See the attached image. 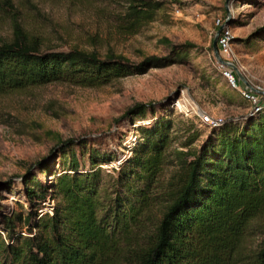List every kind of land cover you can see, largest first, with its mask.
<instances>
[{"label": "trees", "instance_id": "trees-1", "mask_svg": "<svg viewBox=\"0 0 264 264\" xmlns=\"http://www.w3.org/2000/svg\"><path fill=\"white\" fill-rule=\"evenodd\" d=\"M162 6L130 0L128 28L136 32L152 22ZM194 47L175 45L171 52ZM172 63L171 56L132 63L113 53L41 49L16 27L13 40L0 44V96L53 83L98 88ZM150 107L137 104L123 118L142 117ZM157 120L137 129L140 137L126 148L130 156L119 158L111 174L101 169L111 153L96 149L87 155L89 169H78L73 157L49 184L29 169L21 177L25 232L15 230V218L3 219L0 264H264V109L207 128L198 148L178 152L174 161L166 154L173 124ZM198 137L190 130L178 147L187 149ZM77 141L59 146L84 142ZM170 165L176 171L165 184ZM48 197L57 202L46 210ZM259 229L263 238L245 253Z\"/></svg>", "mask_w": 264, "mask_h": 264}, {"label": "rangeland", "instance_id": "rangeland-1", "mask_svg": "<svg viewBox=\"0 0 264 264\" xmlns=\"http://www.w3.org/2000/svg\"><path fill=\"white\" fill-rule=\"evenodd\" d=\"M129 1L0 0V44L13 40L17 27L41 49H76L100 57L113 53L132 63L171 56L173 62L98 88L53 83L0 96L3 238L6 217L15 218L18 233L25 232L28 203L21 177L29 169L49 184L55 174L70 169L73 157L78 169H89L87 155L96 149L111 153V161L101 166L104 174H111L119 158L130 156L126 148L140 137L137 129L150 128L158 118L173 124V142L166 154L174 161L178 152L198 148L209 134L197 114L224 120L248 114L249 105L229 87L214 58L213 43L220 29L216 19L232 34L229 58L220 54L215 42L220 57L234 64L250 84L264 87V0H159L163 6L155 19L136 32L125 22ZM183 44L195 47L172 54L171 46ZM137 104L153 108L142 117L123 118ZM190 130L198 132V140L187 149L179 148ZM67 140L84 142L63 150L59 144ZM37 163L45 167L43 173L34 168ZM175 171L174 165L166 167L161 180L166 184ZM56 202L48 197L46 210ZM261 230L264 233V223ZM250 236L245 253L255 250L263 238L260 229Z\"/></svg>", "mask_w": 264, "mask_h": 264}, {"label": "built area", "instance_id": "built-area-1", "mask_svg": "<svg viewBox=\"0 0 264 264\" xmlns=\"http://www.w3.org/2000/svg\"><path fill=\"white\" fill-rule=\"evenodd\" d=\"M215 25L220 26L219 33L216 34L219 52L223 57L229 58L231 54V31L222 24V20L219 18L215 20ZM219 67L221 68L222 77L226 80L229 87L236 90L249 105L248 114L253 115L261 112L264 109V87L252 85L244 77L245 82H242L233 69L220 64ZM197 116L200 119L201 125H204L208 129L218 127L225 121L223 118L212 117L204 112L197 114Z\"/></svg>", "mask_w": 264, "mask_h": 264}, {"label": "water", "instance_id": "water-1", "mask_svg": "<svg viewBox=\"0 0 264 264\" xmlns=\"http://www.w3.org/2000/svg\"><path fill=\"white\" fill-rule=\"evenodd\" d=\"M226 1L228 2L229 0H226ZM217 33H219V30H218ZM215 42H216V38H215L214 43H213V46H214L213 55H214V58H215V60L217 61V63H219L220 65H222V66H224V67H229V68L233 69V70L237 73L239 79H240L242 82H245V79H244V78L241 76V74L238 72V69L236 68V66H235L234 64L230 63V62L225 61L224 59H222V58L220 57L218 51H217L216 48H215Z\"/></svg>", "mask_w": 264, "mask_h": 264}]
</instances>
